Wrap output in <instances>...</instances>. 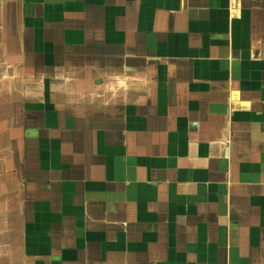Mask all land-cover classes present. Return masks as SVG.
Segmentation results:
<instances>
[{
  "label": "crops",
  "instance_id": "crops-1",
  "mask_svg": "<svg viewBox=\"0 0 264 264\" xmlns=\"http://www.w3.org/2000/svg\"><path fill=\"white\" fill-rule=\"evenodd\" d=\"M0 264H264V0H0Z\"/></svg>",
  "mask_w": 264,
  "mask_h": 264
}]
</instances>
